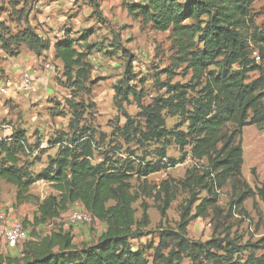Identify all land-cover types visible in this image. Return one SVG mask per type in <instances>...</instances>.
I'll return each instance as SVG.
<instances>
[{"label":"rangeland","instance_id":"1","mask_svg":"<svg viewBox=\"0 0 264 264\" xmlns=\"http://www.w3.org/2000/svg\"><path fill=\"white\" fill-rule=\"evenodd\" d=\"M129 4L142 5L146 0H0V36L4 38L0 45V143L2 147L10 144V138L21 132L25 142L18 154L19 164L28 173L35 175L42 171L49 156L56 157L59 148L68 147L72 139H78L80 132L71 128L75 121L72 104L80 115L79 131L88 132L93 144V164L111 161L117 167L133 166L137 170L140 166L167 164L170 159L181 158L176 135L188 130L185 115L163 111L170 132L165 141L140 147L137 138L127 140V119L115 103L119 89L136 91V97H141V103L147 107L157 98L168 97L163 85H190L194 76L187 64L178 60L171 31H156L151 20L132 14ZM251 16L257 27L264 28V0L253 2ZM66 38L73 39L76 50L86 54L87 66L80 72L77 68L67 69L56 57V43ZM86 45L94 46L95 50L88 52ZM249 53L259 65L257 46L249 43ZM257 77V72L249 74L250 81ZM195 95L189 91V96ZM134 97L130 94L129 100H123L121 105L124 113L133 119L132 125L140 127L144 118ZM187 110L191 111L189 107ZM241 142L242 182L255 190L264 184V123L245 127ZM186 151L188 157L182 164L152 174L147 180L133 176L136 218L141 220L142 207L146 205L150 219L146 235L132 241L134 250L157 245L161 230L177 227L190 199L182 185L184 180L190 172L201 176L208 167L207 160L192 157L190 147ZM1 160L4 161V151L0 146ZM171 179L176 196L165 221L159 211L161 202L155 195L162 183ZM233 185L229 180L218 191L219 212L209 208L205 217L194 218L188 227V238L197 242L226 241L230 251H240L234 257L245 260L253 251L252 245L264 238V203L250 196L236 208L234 203L246 189L240 187L236 191ZM0 190V213H5L0 219L2 257L20 258L26 243L59 231L71 233L78 248L96 243L105 232V224L101 222L87 225L71 221L70 214L82 209L78 204L71 205L57 218L37 224L35 202L17 205L16 188L6 182H2ZM30 192L41 201L57 195L45 181L34 184ZM196 195L200 201L208 198L201 189L196 190ZM200 201L191 209L192 215L196 214L195 207ZM15 222L28 231L29 240L11 248L4 232ZM255 251L257 255L262 253ZM145 252L152 264V252L148 249ZM215 253L226 257L222 252ZM181 264L193 263L184 258Z\"/></svg>","mask_w":264,"mask_h":264},{"label":"trees","instance_id":"2","mask_svg":"<svg viewBox=\"0 0 264 264\" xmlns=\"http://www.w3.org/2000/svg\"><path fill=\"white\" fill-rule=\"evenodd\" d=\"M255 1L146 0V4L128 5L132 14L151 20L156 31H171L178 60L187 64L194 76L190 85H163L168 97L157 98L147 107L141 103V97H136V91L119 89L115 103L127 119V140L137 138L140 147L167 140L170 132L163 111L179 113L185 115L188 122L187 132L179 131L176 135L181 158L170 159L167 164L140 166L137 170L133 166L117 167L111 161L93 164V144L88 132L79 131L80 115L72 104L75 121L71 128L80 132L78 139H72L68 147L59 148L56 157L49 156L47 167L34 175L19 164L18 154L23 151L25 140L21 132L15 133L10 144L2 147L0 143L4 151V161L0 162V188L2 182L14 186L17 205L35 202L37 224L57 218L71 205L80 203L82 209L96 222L105 224L106 229L96 243L80 248L74 244L71 233L59 231L26 243L20 258L0 256V264H149L147 249L152 252V264H181L184 258L193 264H264V238L252 245L253 251L245 260L235 258L240 251H230L226 241L197 242L188 238V227L195 217H205L209 208L214 212L221 210L217 206L218 191L229 180L234 182V190L246 189L234 203L236 208L250 196L264 203V184L252 190L242 182L243 129L264 123V28L260 29L253 22L251 6ZM87 39L85 37V41ZM3 42L0 36V45ZM249 43L258 48L259 65L250 58ZM86 48L88 52L95 50L92 45ZM56 57L67 69L77 68L80 72L87 66L86 54L76 50L71 38L56 43ZM251 72L258 73L257 79L249 80ZM202 80L205 81L203 86ZM199 86L202 87L197 90ZM189 91L196 95L189 96ZM130 94L135 96L140 116L144 118L140 127L132 125L133 119L124 113L121 105L123 100H129ZM187 147L191 148L194 159L208 161L206 171L201 176L190 172L184 180L182 185L190 199L177 227L161 230L157 245L134 250L132 241L146 235L150 219L146 205L142 207L141 220L136 218L133 176L147 180L152 174L184 163L188 157ZM252 172L254 174L255 170ZM40 181L49 183L57 195L43 201L32 195L31 187ZM172 182V179L164 181L155 195L161 202L159 211L165 221L176 196ZM197 189L206 191L208 198L200 201ZM198 201L196 214L192 215L191 209ZM255 250L261 251V255ZM215 252H222L226 257Z\"/></svg>","mask_w":264,"mask_h":264},{"label":"built area","instance_id":"3","mask_svg":"<svg viewBox=\"0 0 264 264\" xmlns=\"http://www.w3.org/2000/svg\"><path fill=\"white\" fill-rule=\"evenodd\" d=\"M70 219L73 223H85L87 225L96 223L91 214L83 209L73 211L70 214ZM4 237L8 246L11 248L29 240L28 231L20 223H15L8 227L4 232Z\"/></svg>","mask_w":264,"mask_h":264},{"label":"crops","instance_id":"4","mask_svg":"<svg viewBox=\"0 0 264 264\" xmlns=\"http://www.w3.org/2000/svg\"><path fill=\"white\" fill-rule=\"evenodd\" d=\"M1 186H2V184H1ZM1 189V188H0ZM1 191V190H0ZM16 193H17V190H16ZM31 193V192H30ZM32 194V193H31ZM79 206H81L82 208H83V206L80 204V203H77ZM1 208V207H0ZM0 219L2 220V216H4L5 217V213L4 212H1L0 213ZM11 218V217H10ZM9 219V218H8ZM4 221V220H3ZM8 223H10L9 222V220L7 221ZM16 223V222H15ZM97 223H99V222H97ZM14 224V223H13ZM104 227H106L105 225H104ZM105 230V229H104Z\"/></svg>","mask_w":264,"mask_h":264}]
</instances>
